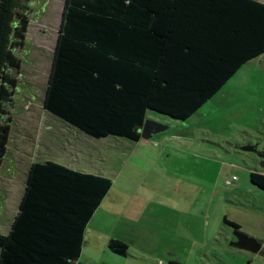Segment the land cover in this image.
Wrapping results in <instances>:
<instances>
[{
	"label": "trees",
	"instance_id": "1",
	"mask_svg": "<svg viewBox=\"0 0 264 264\" xmlns=\"http://www.w3.org/2000/svg\"><path fill=\"white\" fill-rule=\"evenodd\" d=\"M29 1L0 0V174ZM263 53L259 0H65L44 108L94 138L138 140L148 112L187 120ZM25 175L19 209L0 233V264H73L112 180L52 160ZM250 181L264 190V173L251 171ZM109 248L128 255L121 240Z\"/></svg>",
	"mask_w": 264,
	"mask_h": 264
},
{
	"label": "rangeland",
	"instance_id": "2",
	"mask_svg": "<svg viewBox=\"0 0 264 264\" xmlns=\"http://www.w3.org/2000/svg\"><path fill=\"white\" fill-rule=\"evenodd\" d=\"M64 3L65 0L26 3L30 23L25 45L16 50L21 59L20 68L14 71L17 88L13 100L6 104L10 137L0 174L3 234L17 213L30 163L52 160L73 169L92 170L90 161L94 157L113 159L111 153H106L113 140L85 135L44 108ZM148 116L147 126L152 121L165 126L155 135L160 140L165 137L168 147L156 166L163 173L149 176L147 181L155 179L163 185L147 188V213L134 224L139 227L144 223L143 229L149 232L141 238L143 250L130 243L129 256L113 253L114 260L109 259L107 264H162L163 260L170 264L169 250L160 245L158 236L172 229L180 236L189 234L188 241L174 248L179 258L173 255L172 264H239L240 259L264 264V257L226 245L223 240L226 235L233 239L232 229L223 217L242 224L240 230L254 238L250 232L255 231L249 228H264V190L250 181L251 171L264 170V53L243 64L187 120H174L153 111ZM208 198L209 208L203 206ZM154 200L166 207L156 205ZM168 205L173 212L168 211ZM164 216L168 221L159 219ZM150 223V227L146 226ZM203 229L210 231L209 248L192 247L190 236L196 240ZM214 236L219 243L213 242Z\"/></svg>",
	"mask_w": 264,
	"mask_h": 264
},
{
	"label": "crops",
	"instance_id": "3",
	"mask_svg": "<svg viewBox=\"0 0 264 264\" xmlns=\"http://www.w3.org/2000/svg\"><path fill=\"white\" fill-rule=\"evenodd\" d=\"M261 2L264 3V1ZM149 120L150 118H148L147 121ZM159 123L158 121H152L149 126H147L146 131H139L140 138L138 140H131L118 136H108L106 138H102V140L108 139L114 141L112 145L107 146L110 148L106 150V153L112 154V161H107L103 155L101 157H99V155L96 156V154H98L96 148V150H93L96 152V157L90 161L92 170L75 169L109 177L112 180V186L86 223L80 254L73 264H107L109 259L114 260L113 253L115 252L109 248V243L111 240L115 239L125 242L128 246V251L132 247L130 243H132L133 246H136L140 251L143 250L142 243L144 240L141 238L147 237L149 232L147 228L143 229V225H145L144 223H142L139 227H134V224L139 222L137 219H143L142 217L145 218L147 213V200L145 198L147 188L162 187L163 185L160 181L155 179L153 182L147 181L149 176H157L163 173L159 171L156 166L160 163V159L164 155L168 144L164 142L166 141L165 137H162L160 140V136L157 134L155 135L159 129L165 127L163 125L161 126ZM142 134H144V136ZM85 135L88 134L85 133ZM114 156L117 158H114ZM29 165L26 167L25 174ZM258 171L264 173V170ZM155 204L166 207V205L162 204L160 201H155ZM210 204V198L206 200V203L203 201V206L206 205L207 208H209ZM168 206L170 207L168 211L173 212L172 206ZM152 211L153 207H151V213ZM159 219L162 221H168L167 216L160 217ZM151 224L152 223L146 226L150 227ZM238 225L240 227L239 229L242 230V224ZM249 229H251V231H255L250 232L253 233L251 235H255L256 239L262 244V254H254L264 257V228ZM217 234L220 235L221 233L219 232ZM158 237L162 240L160 245L162 247L164 246L166 251L169 250L171 257H169L168 261L172 264L174 263L173 255H177L176 252V254L173 252L176 251L174 248L179 247L180 244H184V242L188 241L189 234L185 235L182 233L180 236L176 232V229H172L169 232H160ZM210 237L209 229H203L201 235L196 240L190 236V244L192 247L200 246L209 248ZM212 239L215 240L213 242L219 243V239L217 237L214 236ZM223 240L226 245H229L228 243L231 238L226 235ZM177 257L179 258L178 255ZM164 262L165 260L162 261V264H164ZM207 263H209V259ZM238 263L262 264L260 261L254 263L250 259H247L246 261L240 259V262Z\"/></svg>",
	"mask_w": 264,
	"mask_h": 264
},
{
	"label": "water",
	"instance_id": "4",
	"mask_svg": "<svg viewBox=\"0 0 264 264\" xmlns=\"http://www.w3.org/2000/svg\"><path fill=\"white\" fill-rule=\"evenodd\" d=\"M146 126V127H145ZM147 130V123L145 121L143 126L139 127V131H146ZM144 136V134H142ZM264 166V164H263ZM232 229L231 235L234 239L229 241V246L236 247L242 250L249 251L251 253H260L262 249V244L256 238L242 232L240 229L230 226Z\"/></svg>",
	"mask_w": 264,
	"mask_h": 264
},
{
	"label": "built area",
	"instance_id": "5",
	"mask_svg": "<svg viewBox=\"0 0 264 264\" xmlns=\"http://www.w3.org/2000/svg\"><path fill=\"white\" fill-rule=\"evenodd\" d=\"M235 178H236L235 176L232 177V179H235Z\"/></svg>",
	"mask_w": 264,
	"mask_h": 264
},
{
	"label": "flooded vegetation",
	"instance_id": "6",
	"mask_svg": "<svg viewBox=\"0 0 264 264\" xmlns=\"http://www.w3.org/2000/svg\"><path fill=\"white\" fill-rule=\"evenodd\" d=\"M234 239V238H233Z\"/></svg>",
	"mask_w": 264,
	"mask_h": 264
}]
</instances>
